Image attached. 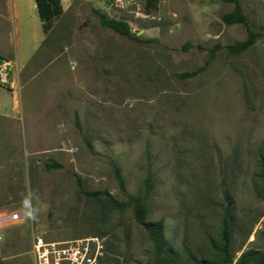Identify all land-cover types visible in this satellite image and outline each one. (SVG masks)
<instances>
[{"label": "rangeland", "instance_id": "obj_1", "mask_svg": "<svg viewBox=\"0 0 264 264\" xmlns=\"http://www.w3.org/2000/svg\"><path fill=\"white\" fill-rule=\"evenodd\" d=\"M241 3L264 32V0ZM93 9L149 41L101 26ZM229 9L220 0H160L146 13L144 0H72L26 64L4 53L17 63L12 91L22 107L15 121H1L0 213L20 215L1 227L0 264H34L37 237H97L98 264H157L131 207L84 194L123 200L149 175L148 219H163L177 264L211 256L206 237L218 238L227 200L234 262L264 251V39L229 53L224 46L246 36L241 24L221 21ZM8 27L0 23V47L10 51ZM215 44L203 71L180 76ZM51 160L61 167L48 169Z\"/></svg>", "mask_w": 264, "mask_h": 264}, {"label": "trees", "instance_id": "obj_2", "mask_svg": "<svg viewBox=\"0 0 264 264\" xmlns=\"http://www.w3.org/2000/svg\"><path fill=\"white\" fill-rule=\"evenodd\" d=\"M224 3L231 4V9L220 14V19L226 25L241 24L246 32L243 39L235 40L232 43L226 44L224 47L231 54H240L251 48L258 40L264 39V32L255 28L253 22L247 17L244 12L241 0H220ZM38 15L42 21L44 34H48L55 23L63 13V5L61 0H35ZM160 0H144L146 13H152L157 10ZM93 12L98 17L101 26L111 28L113 31L130 40L145 42L148 39H142L132 31L127 21L109 17L105 12L99 9H93ZM222 46L215 44L208 49V56L204 63L193 70L186 71L180 74L182 77H192L203 71L211 62L217 50ZM48 169L59 168L61 164L51 160L46 163ZM115 178L119 187L124 189V180L120 173V169L114 166ZM264 179V159L261 162V171L259 174ZM154 182L149 175L144 180L137 194H125V199L118 200L106 190H96L84 192L87 196L95 197L105 202L106 205L124 209L131 207L133 217L136 222L141 225L148 233V237L152 243L153 250L157 258V264H177L179 253L172 247L164 234L163 219L150 220L148 219L149 206L148 198L151 195ZM236 222V215L233 206L227 200L224 215L221 221L218 238L212 235H207V245L211 251V256L208 258H198L191 255L192 264H247L250 260H254L255 264H264V251H246L235 262L234 254L231 251V232L233 225Z\"/></svg>", "mask_w": 264, "mask_h": 264}, {"label": "crops", "instance_id": "obj_3", "mask_svg": "<svg viewBox=\"0 0 264 264\" xmlns=\"http://www.w3.org/2000/svg\"><path fill=\"white\" fill-rule=\"evenodd\" d=\"M72 0H61L63 10L69 7ZM23 2L27 3L24 7ZM10 23L6 33V42L10 51L0 47V55L12 54L20 57L26 64L41 46L45 34L42 21L38 15L35 0H0V23ZM0 85V127L4 119L16 120L21 111L20 96L16 91L6 92Z\"/></svg>", "mask_w": 264, "mask_h": 264}, {"label": "built area", "instance_id": "obj_4", "mask_svg": "<svg viewBox=\"0 0 264 264\" xmlns=\"http://www.w3.org/2000/svg\"><path fill=\"white\" fill-rule=\"evenodd\" d=\"M112 4L122 7L131 0H111ZM17 63L13 58L0 55V85L12 91L14 89V73ZM18 212L0 213L1 227L8 221L19 219ZM103 248L97 237H83L72 241H43L37 237L33 241L32 255L34 264H98V256ZM234 264V263H232Z\"/></svg>", "mask_w": 264, "mask_h": 264}, {"label": "water", "instance_id": "obj_5", "mask_svg": "<svg viewBox=\"0 0 264 264\" xmlns=\"http://www.w3.org/2000/svg\"><path fill=\"white\" fill-rule=\"evenodd\" d=\"M141 32H142V30H141Z\"/></svg>", "mask_w": 264, "mask_h": 264}]
</instances>
